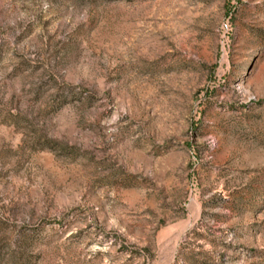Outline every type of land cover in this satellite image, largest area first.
Listing matches in <instances>:
<instances>
[{
	"label": "rangeland",
	"instance_id": "obj_1",
	"mask_svg": "<svg viewBox=\"0 0 264 264\" xmlns=\"http://www.w3.org/2000/svg\"><path fill=\"white\" fill-rule=\"evenodd\" d=\"M0 264H264V0H0Z\"/></svg>",
	"mask_w": 264,
	"mask_h": 264
}]
</instances>
